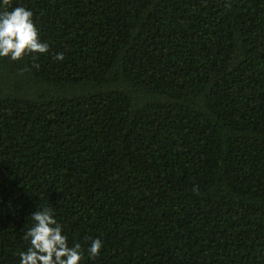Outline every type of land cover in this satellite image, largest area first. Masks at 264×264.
<instances>
[{"label": "trees", "instance_id": "trees-1", "mask_svg": "<svg viewBox=\"0 0 264 264\" xmlns=\"http://www.w3.org/2000/svg\"><path fill=\"white\" fill-rule=\"evenodd\" d=\"M11 6L48 51L0 58V264L44 207L81 264H264V0Z\"/></svg>", "mask_w": 264, "mask_h": 264}, {"label": "clouds", "instance_id": "clouds-1", "mask_svg": "<svg viewBox=\"0 0 264 264\" xmlns=\"http://www.w3.org/2000/svg\"><path fill=\"white\" fill-rule=\"evenodd\" d=\"M32 17L30 9L12 7L11 0H0V58L16 61L30 53L48 51V45L39 39ZM56 59L62 60L63 54H57ZM31 220L25 236L30 246L18 253L19 264H81V245L69 246L63 225L58 223L51 209L33 211ZM102 246L100 238L91 239L87 249L89 256L97 257Z\"/></svg>", "mask_w": 264, "mask_h": 264}]
</instances>
